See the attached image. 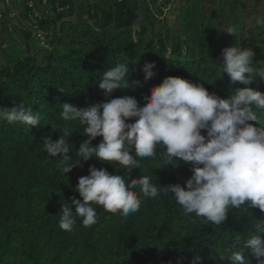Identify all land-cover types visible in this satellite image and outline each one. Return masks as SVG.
<instances>
[{"label": "trees", "instance_id": "trees-1", "mask_svg": "<svg viewBox=\"0 0 264 264\" xmlns=\"http://www.w3.org/2000/svg\"><path fill=\"white\" fill-rule=\"evenodd\" d=\"M92 9V22H65L66 14L46 17L41 21L44 29L55 28L60 20L46 46H38L27 35V50L10 44L0 55V108L23 103L43 114L42 125L31 128L0 119V264H192L196 256L201 257L200 264H230L220 255L238 250L234 247L240 246L237 235L243 241L256 234L259 209L230 208L224 225H211L195 213L185 215L175 198L163 193L162 186L170 183L183 186L191 166L181 161L179 167L164 168L161 148L155 158L137 157L140 168L130 171L93 157L65 174L61 157L48 156L42 138L51 135L56 139L67 131L72 156L67 163L75 162L77 148L88 137L78 121L60 117L62 104L85 108L106 100L99 79L118 63L128 62L129 83L114 90L112 97L133 96L143 104L152 85L169 75L203 83L209 92L227 97L234 88L245 85L230 83L227 73L219 76L222 49L232 44L253 48L252 66L262 71L264 39L258 42L257 38L263 32L256 26L246 31L232 26L239 37L226 33L221 39L218 16L213 12L205 15L198 0H187L177 18L180 32L175 35L167 27H157L149 15L152 21L135 29L137 7L133 0H94ZM219 10L223 22L224 10ZM232 11L234 8H228L226 12L237 17ZM146 62L155 65V74L147 81L141 70ZM248 86L264 92V79L257 77ZM256 111L264 122V110ZM101 139L95 138L92 144L98 145ZM131 154L135 155L134 149ZM90 165L124 174L126 180L125 172L130 178L147 175L161 188V194L156 198L141 194L140 210L127 217L94 204L96 224L85 228L77 217L71 232L62 230L58 215L62 203L73 196L82 199L74 188L78 177L89 174ZM72 208L74 211L75 205ZM249 258L256 264L254 257Z\"/></svg>", "mask_w": 264, "mask_h": 264}, {"label": "clouds", "instance_id": "clouds-1", "mask_svg": "<svg viewBox=\"0 0 264 264\" xmlns=\"http://www.w3.org/2000/svg\"><path fill=\"white\" fill-rule=\"evenodd\" d=\"M256 24L264 25V18ZM223 31L234 34L228 27ZM253 48L232 44L222 49V73H227L236 87L227 97H221L204 86L180 76L169 75L153 84L140 104L133 96L112 97L114 90L128 86L129 65L118 63L105 70L99 79V88L106 100L79 108L62 104L60 117L65 121H78L82 133L88 138L77 148V160L70 155V134L42 138L43 147L50 157H61L63 171L83 167V162L95 157L121 169L140 168L139 158H155L161 148L165 158L164 168L179 167L181 161L190 164L191 175L182 186L179 183L162 186L164 194H171L185 215L195 213L211 225H224L230 208L246 206L259 209L254 235L241 241L236 236L238 250L230 255H220L230 264H264V122L256 110H264V92L249 87L257 77L264 79V70H254ZM167 59V58H166ZM155 65L146 62L142 71L145 81L153 77ZM139 83V82H137ZM255 109V110H254ZM42 112L33 107L0 108V119L20 123L29 128L42 125ZM131 121V122H129ZM53 132H56L52 125ZM102 137L98 145L92 141ZM134 149L135 155L131 154ZM125 179L124 174H111L107 168L89 166V174L78 177L74 188L82 199L73 196L62 203L59 227L71 232L76 218L85 228L98 221L96 209L120 213L127 217L140 210L143 197L156 198L161 188L147 175ZM75 205L73 211L72 206ZM194 257L192 264H200Z\"/></svg>", "mask_w": 264, "mask_h": 264}, {"label": "crops", "instance_id": "crops-1", "mask_svg": "<svg viewBox=\"0 0 264 264\" xmlns=\"http://www.w3.org/2000/svg\"><path fill=\"white\" fill-rule=\"evenodd\" d=\"M14 10L17 13L16 23L13 24L9 19L5 20V24L3 26L2 35L7 45L16 44L22 50H27L28 39L26 36H31V32L26 27L24 22L25 19V8L23 0H12ZM70 5V10L63 17L62 20L65 22H77V21H88L92 22L90 16L95 15L94 10L92 9L94 0H68ZM137 7V18L133 22V27L136 29L143 24L149 23L148 14H147V4L145 0H133ZM260 0H217V3L220 4V7L223 8L224 12L228 8H234L235 11H232L235 15L237 13L245 14L248 11L252 15L253 21H251L253 26H256V17L261 18L259 16V6ZM215 5V4H214ZM187 6V0H173V5L168 11L170 12V16L174 18L175 23L176 19L182 14L183 10ZM226 6V7H225ZM258 11V12H257ZM247 14V13H246ZM62 22V21H61ZM55 28L60 27V20L56 21Z\"/></svg>", "mask_w": 264, "mask_h": 264}, {"label": "built area", "instance_id": "built-area-1", "mask_svg": "<svg viewBox=\"0 0 264 264\" xmlns=\"http://www.w3.org/2000/svg\"><path fill=\"white\" fill-rule=\"evenodd\" d=\"M52 4H48V0H23L25 8L24 22L31 32L35 43L38 46H46V40L50 39L57 28L49 27L44 29L41 21L49 17L55 19L56 16L66 14L70 10L68 0H50ZM147 4V14L152 20L163 21L167 12L173 5V0H145ZM9 19L13 24L17 25V13L14 10L12 0H0V55L8 47L2 31L5 20Z\"/></svg>", "mask_w": 264, "mask_h": 264}, {"label": "rangeland", "instance_id": "rangeland-1", "mask_svg": "<svg viewBox=\"0 0 264 264\" xmlns=\"http://www.w3.org/2000/svg\"><path fill=\"white\" fill-rule=\"evenodd\" d=\"M200 2H202V6H203V13L205 15L209 14V12H213L215 14V16H218V27H217V33L219 34V38L221 39H225V34L227 32L223 31L225 29V27L229 26V27H234L235 29L238 28H243V30L246 31V29L250 26H253L252 22L253 21V18H252V15L253 14H250L248 11L245 12V14H242V13H237L236 16L237 17H233L232 14V18L227 14V12H223L224 14V17H223V22L221 21V18H220V13L221 11L219 10V7H220V4L217 3V0H198ZM249 2V0H248ZM260 6H259V16L261 18H264V0H260ZM215 4V5H214ZM227 11V10H225ZM258 12V11H257ZM247 13V14H246ZM170 12L166 14L165 16V19L161 22V21H156V20H153L154 24L159 27V26H163V27H167L168 30L170 31L171 35H175L177 34L178 32H180V24L178 23V19H176V23H175V20L174 18H172V16L169 15ZM258 18V17H256ZM152 21V20H149V22ZM149 24V23H148ZM256 25V28L260 31V32H263V36L262 35H259L257 40L258 42H260L262 39H264V25H258V24H255ZM233 28V29H234ZM237 30H236V35L235 38H238L239 35L237 33ZM229 35V34H228ZM231 41H234L233 40V37L230 38ZM264 42V41H263Z\"/></svg>", "mask_w": 264, "mask_h": 264}]
</instances>
